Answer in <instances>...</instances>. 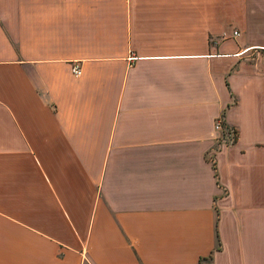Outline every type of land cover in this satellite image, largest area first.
<instances>
[{"label":"crops","instance_id":"crops-1","mask_svg":"<svg viewBox=\"0 0 264 264\" xmlns=\"http://www.w3.org/2000/svg\"><path fill=\"white\" fill-rule=\"evenodd\" d=\"M247 9L0 0V264H264Z\"/></svg>","mask_w":264,"mask_h":264},{"label":"rangeland","instance_id":"rangeland-1","mask_svg":"<svg viewBox=\"0 0 264 264\" xmlns=\"http://www.w3.org/2000/svg\"><path fill=\"white\" fill-rule=\"evenodd\" d=\"M242 30L247 33L250 40L264 43V1L263 5L259 4L256 7L255 1L248 0L247 16L243 22Z\"/></svg>","mask_w":264,"mask_h":264},{"label":"built area","instance_id":"built-area-1","mask_svg":"<svg viewBox=\"0 0 264 264\" xmlns=\"http://www.w3.org/2000/svg\"><path fill=\"white\" fill-rule=\"evenodd\" d=\"M233 33L237 34L238 31L234 30ZM71 69H72V72L74 73V75H79L81 73V67L78 63H74L72 65ZM215 126H216V128H220V129L223 127L222 119L220 117L216 118Z\"/></svg>","mask_w":264,"mask_h":264}]
</instances>
